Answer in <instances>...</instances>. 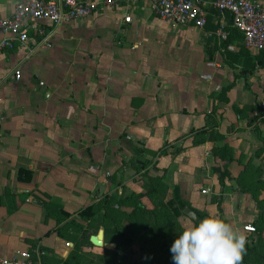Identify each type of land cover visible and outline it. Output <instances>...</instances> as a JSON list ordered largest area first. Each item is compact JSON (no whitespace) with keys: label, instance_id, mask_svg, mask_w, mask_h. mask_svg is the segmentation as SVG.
I'll list each match as a JSON object with an SVG mask.
<instances>
[{"label":"crops","instance_id":"crops-1","mask_svg":"<svg viewBox=\"0 0 264 264\" xmlns=\"http://www.w3.org/2000/svg\"><path fill=\"white\" fill-rule=\"evenodd\" d=\"M18 1L0 0V19ZM95 1L88 17L40 22L25 44L0 52V197L8 188L20 203L12 214L0 204V258L37 252L32 264H64L73 243L47 209L75 219L105 196L141 193L144 173L164 174L167 199L176 188L204 214L199 223L220 218L247 240L243 227L264 209L239 191L249 179L264 183V50L249 54L234 30L220 42L213 0H202L203 29L172 27L147 2ZM215 166L229 174L222 187ZM173 222L177 237L193 227L184 214ZM100 230L103 246L89 242L88 257L116 248Z\"/></svg>","mask_w":264,"mask_h":264},{"label":"trees","instance_id":"trees-1","mask_svg":"<svg viewBox=\"0 0 264 264\" xmlns=\"http://www.w3.org/2000/svg\"><path fill=\"white\" fill-rule=\"evenodd\" d=\"M226 160L230 161L231 157ZM144 165L138 167V171L142 170ZM250 170L251 166L245 165L241 175L249 178ZM212 171L217 175L221 187L224 185L225 178H230L229 174L221 171L219 166L213 167ZM18 180L29 183L31 173L19 170ZM141 180L143 181L141 193H132L120 198L105 196L99 203L79 211L76 218L69 221L71 215L63 209L57 211L47 209L46 221L55 220L59 226L58 235L73 243V249L64 264H84L85 261H89V258L92 259L89 262L93 264H173L170 248L178 238L174 233L173 219L183 216V209L189 208L197 217V220L193 221V226H198L204 214L202 215L181 200L176 188L173 189L171 198L167 199L169 188L164 181V174L150 176L144 173L141 175ZM249 182L241 184L239 191L250 195L264 208V198H262L264 183L259 179ZM144 199L152 203V209L146 207L143 203ZM0 204H6L8 213L12 214L18 209L20 203L17 204L16 196L5 188L0 197ZM217 209L220 210L219 203ZM113 211L116 212L114 217ZM263 223L264 209L263 214L252 223L259 239L262 237L259 226ZM100 226L104 228L105 241L115 243L116 248L113 251L104 250L102 255L88 257L82 252V248L90 246L89 238L97 234ZM253 238L251 235L247 238L242 264H255L257 245ZM30 254L32 260H35L34 252ZM42 261L44 262V257Z\"/></svg>","mask_w":264,"mask_h":264},{"label":"built area","instance_id":"built-area-1","mask_svg":"<svg viewBox=\"0 0 264 264\" xmlns=\"http://www.w3.org/2000/svg\"><path fill=\"white\" fill-rule=\"evenodd\" d=\"M119 1L102 0V4L110 8ZM127 1L132 4L147 2L152 13L172 27L190 25L203 29L207 23V11L202 7V0ZM213 7L218 22L216 37L220 42L227 41L230 30H234L241 36L243 47L249 54L256 55L264 50V0H213ZM97 8L95 0H19L12 13L0 19V52L14 48L17 43L25 44L29 31H38L40 22L59 27L84 19ZM123 22L130 23L131 18L125 16ZM13 77L17 81L20 79L19 69L13 71ZM261 108L264 109V103ZM243 230L249 234L255 232L252 225H245ZM0 264H32L31 254L20 252L13 258H0Z\"/></svg>","mask_w":264,"mask_h":264},{"label":"clouds","instance_id":"clouds-1","mask_svg":"<svg viewBox=\"0 0 264 264\" xmlns=\"http://www.w3.org/2000/svg\"><path fill=\"white\" fill-rule=\"evenodd\" d=\"M246 237L217 217L183 230L170 251L173 264H242Z\"/></svg>","mask_w":264,"mask_h":264},{"label":"water","instance_id":"water-1","mask_svg":"<svg viewBox=\"0 0 264 264\" xmlns=\"http://www.w3.org/2000/svg\"><path fill=\"white\" fill-rule=\"evenodd\" d=\"M230 185L234 187V189H237V185L235 184L234 181L230 182ZM35 205L38 204L37 201L34 202ZM183 214L186 215L188 218L192 219L193 221H196V216L195 214L188 208L183 209ZM89 242L91 245L97 248H101L103 246V231L100 230L97 235L90 236Z\"/></svg>","mask_w":264,"mask_h":264},{"label":"rangeland","instance_id":"rangeland-1","mask_svg":"<svg viewBox=\"0 0 264 264\" xmlns=\"http://www.w3.org/2000/svg\"><path fill=\"white\" fill-rule=\"evenodd\" d=\"M151 205H152V203H151ZM152 208H153V205H152ZM259 229H260L261 234H262L261 239L258 238L257 230L250 235L254 237L253 239L255 240V243L257 245V251L255 254L256 260L254 262H255V264H264V223H263V225L259 226Z\"/></svg>","mask_w":264,"mask_h":264}]
</instances>
